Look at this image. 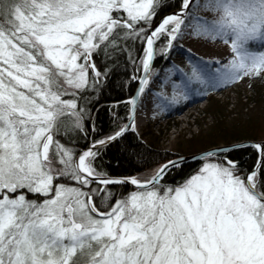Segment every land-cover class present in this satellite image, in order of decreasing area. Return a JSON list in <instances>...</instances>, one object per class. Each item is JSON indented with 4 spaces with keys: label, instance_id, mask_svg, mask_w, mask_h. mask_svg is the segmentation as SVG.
<instances>
[{
    "label": "snow or ice",
    "instance_id": "1",
    "mask_svg": "<svg viewBox=\"0 0 264 264\" xmlns=\"http://www.w3.org/2000/svg\"><path fill=\"white\" fill-rule=\"evenodd\" d=\"M194 2L158 19L173 7L165 0H0V264H264V144L254 145L258 168L208 152L195 174L165 187L184 158L144 181L98 169L101 149L126 129L78 153L54 139L66 117L84 131L79 98L101 82L97 56L139 43L144 93ZM213 4L220 19L198 31L231 38L235 58L173 83L184 100L193 82L216 88L264 73V53L246 47L264 40V0ZM128 183L137 190L117 199L109 186Z\"/></svg>",
    "mask_w": 264,
    "mask_h": 264
},
{
    "label": "rangeland",
    "instance_id": "2",
    "mask_svg": "<svg viewBox=\"0 0 264 264\" xmlns=\"http://www.w3.org/2000/svg\"><path fill=\"white\" fill-rule=\"evenodd\" d=\"M221 15L222 13L214 7L213 0H196L186 16L185 25L182 26L183 35L175 42L163 65L155 69L148 88L140 94L137 110H140V113L149 111L152 116L148 117V114L147 119L142 118L141 125L135 124L133 128L138 135H145L144 139L147 141L153 134L154 139L157 138L155 145L172 153L171 158L166 161L180 155L199 152L213 145L232 143L221 141L219 136H214L220 118L232 126L237 118H247L252 113L255 116L261 110L257 102L250 103V96L253 95L252 82L258 80V76L242 77L216 88L193 82L187 100L179 95V88L173 87V83L182 85L186 82L194 67L215 73L217 68H222L235 58L231 49V38L226 43L220 38H213L198 31L199 26L212 24L219 20ZM250 41L264 42L260 39ZM249 51L264 53V47ZM177 68L180 72H176ZM215 105H222L219 111L223 113L217 112L218 107ZM185 108L187 110L183 112ZM256 132L260 133L258 140H264V124L257 125ZM166 161L145 168L136 178L141 181L151 178ZM202 163L193 174L199 170ZM132 192L133 190L130 193ZM119 198L121 197L117 199Z\"/></svg>",
    "mask_w": 264,
    "mask_h": 264
},
{
    "label": "trees",
    "instance_id": "3",
    "mask_svg": "<svg viewBox=\"0 0 264 264\" xmlns=\"http://www.w3.org/2000/svg\"><path fill=\"white\" fill-rule=\"evenodd\" d=\"M173 7L166 8L165 11L176 8L179 0L171 1ZM164 11V12H165ZM246 47L249 50H260L264 47L263 41H248ZM141 45L133 42L126 51L115 52L110 55H100L95 58L97 69L103 74L99 86L89 89L79 98V105L85 108L86 114L81 120L80 133L73 130L74 117L64 118L58 139L61 144L79 152L90 146L94 141L107 138L115 131L120 130L130 117L131 98L138 85L141 71H138L139 60L134 58L141 54ZM165 59L156 58L154 69L161 67ZM258 80L253 81V95L250 96V103L257 102L260 112L254 116L250 114L247 118L240 117L230 126L227 121L220 118L216 125L214 136H219L221 141L235 142L244 139H260V133L256 132V126L264 124V74L258 76ZM218 107L217 112L222 105ZM256 106V105H255ZM153 135V134H152ZM150 135V140H145V135H138L132 127L120 138L100 151V157L96 160L98 169L106 175L112 176H136L145 168L166 161L171 158L170 151L159 148L155 145L156 139ZM220 155L234 158L247 172L256 166L259 160V150L252 145H243L222 152ZM199 162V163H198ZM202 161L188 162L180 169L172 170L161 183L164 186L175 187L186 181L199 167ZM95 187V185H93ZM116 198L122 197L137 188L127 184L109 186ZM125 194V195H124ZM30 199H42L29 196Z\"/></svg>",
    "mask_w": 264,
    "mask_h": 264
},
{
    "label": "water",
    "instance_id": "4",
    "mask_svg": "<svg viewBox=\"0 0 264 264\" xmlns=\"http://www.w3.org/2000/svg\"><path fill=\"white\" fill-rule=\"evenodd\" d=\"M173 11H176V10H173ZM173 11H170L168 13H165V14L161 15L159 18H162L163 16L168 15V14H170ZM143 75L144 74L141 73L140 77H142ZM139 88H140V82H139V79H138V85H137V87L135 89V92H134L132 98H131L130 117H129L128 121L124 124V126L121 128V129H126L124 131V133H126L134 125L136 110L138 108V100H139V97H140V94H141V93H139ZM133 99H135V101H136L135 104L132 103ZM129 125H131V127H128ZM257 144H264V140L244 139V140L235 141V142H232V143L213 145V146H211L209 148H206L204 150H201L199 152H195V153L188 154V155H180V156H177V157H175L173 159H170V160H175L177 158H184L186 160V163H188V162H196V161H201V160L205 159L208 152L221 154L224 151L230 150V149L238 147V146H243V145H252V146H254V145H257ZM83 150H81V151H83ZM259 159H260V156H259ZM259 166H260L259 163H257V165L255 167L258 168ZM107 176L109 178H111V179H121V180H124V179H129L130 180L131 178H136L135 176H112V175H107ZM127 185L136 188V186L132 185L131 183H128Z\"/></svg>",
    "mask_w": 264,
    "mask_h": 264
},
{
    "label": "bare ground",
    "instance_id": "5",
    "mask_svg": "<svg viewBox=\"0 0 264 264\" xmlns=\"http://www.w3.org/2000/svg\"><path fill=\"white\" fill-rule=\"evenodd\" d=\"M193 105H196V104L193 103ZM186 110H187V108L183 109V112L186 111ZM148 114H150L149 111H148V113H140V110L139 111L137 110L136 115H135L134 125L135 124L139 125L140 122L143 121V119H145V118L147 119L148 117L152 116V114H150L149 116H148Z\"/></svg>",
    "mask_w": 264,
    "mask_h": 264
},
{
    "label": "flooded vegetation",
    "instance_id": "6",
    "mask_svg": "<svg viewBox=\"0 0 264 264\" xmlns=\"http://www.w3.org/2000/svg\"><path fill=\"white\" fill-rule=\"evenodd\" d=\"M171 1H174V0H165V2H168V3H171ZM173 10H177L176 8H174V9H170V10H168V11H165V12H162L161 13V15H163V14H165V13H168V12H170V11H173ZM160 15V16H161ZM159 18V17H158ZM186 20V19H185ZM80 152V151H79ZM78 153V152H77ZM220 158H223V156L222 155H220ZM201 161H203V160H201ZM199 163V162H198Z\"/></svg>",
    "mask_w": 264,
    "mask_h": 264
}]
</instances>
